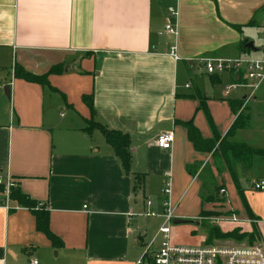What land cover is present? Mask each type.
I'll list each match as a JSON object with an SVG mask.
<instances>
[{
	"label": "crops",
	"instance_id": "crops-1",
	"mask_svg": "<svg viewBox=\"0 0 264 264\" xmlns=\"http://www.w3.org/2000/svg\"><path fill=\"white\" fill-rule=\"evenodd\" d=\"M169 7L177 10L176 35L165 29ZM263 23L264 0H0V176L48 211L49 228L62 241L53 247L31 211L2 189L0 264H27L38 253V264H132L146 225L160 223L134 214L147 197L159 210L166 181L174 214L193 187L201 193L215 184L228 193L213 154L194 149L183 123L211 138L207 111L225 136L235 118L229 101L240 102L245 91L226 94L233 76L207 74L201 62L237 58L249 40L261 52L248 55L264 58ZM15 64L35 75L56 72L46 83L29 82L14 77ZM243 112L247 127L228 141L263 152L231 156L233 174L223 161L241 202L218 212L255 220L245 230L255 226L264 243V207L249 198L264 192L248 187L264 177V90ZM89 121L129 135L128 172L99 129L84 130ZM164 131L174 133L168 151L155 145ZM193 163L194 175L187 170ZM193 213L175 216L199 217Z\"/></svg>",
	"mask_w": 264,
	"mask_h": 264
},
{
	"label": "built area",
	"instance_id": "built-area-1",
	"mask_svg": "<svg viewBox=\"0 0 264 264\" xmlns=\"http://www.w3.org/2000/svg\"><path fill=\"white\" fill-rule=\"evenodd\" d=\"M168 20L165 29L170 34H177V27L171 19L176 18L177 10L174 7L167 9ZM264 29V23L262 25ZM170 53L175 56V47H171ZM176 57V56H175ZM201 68L207 74L218 75L231 74L233 81L226 84V91L241 89L245 91L239 111H243L245 105L256 99L259 91L264 90V58L251 57L242 54L234 59L207 58L201 62ZM188 87V85H186ZM174 133L164 131L155 137V145L164 151L172 148ZM0 185L7 195L10 188L15 186L11 177L0 176ZM248 187L254 192H264V177H255L249 180ZM220 196L227 195L225 188L218 190ZM170 184L166 181L161 190L159 210L154 208L150 198L143 199V208L138 214H134L148 221L159 219L160 223L155 227L152 234L144 237L140 246L141 255L132 264H264V243L259 240L254 244L247 242H201L190 245L179 244L173 236L174 208L170 202ZM86 208V206H83ZM208 219L207 217H200ZM213 219H215L213 217ZM217 224L247 223L252 225L253 219H239L235 212H226L225 215L216 216ZM223 220V221H222ZM219 222V223H218ZM27 264H38L37 259L30 257Z\"/></svg>",
	"mask_w": 264,
	"mask_h": 264
},
{
	"label": "trees",
	"instance_id": "trees-1",
	"mask_svg": "<svg viewBox=\"0 0 264 264\" xmlns=\"http://www.w3.org/2000/svg\"><path fill=\"white\" fill-rule=\"evenodd\" d=\"M245 43L246 41H242L240 45V50L243 53L248 54L250 50L244 48ZM13 69H14L15 78H21L26 81L36 82V83H46L48 74L56 72L55 68H51L47 73L43 75H35L25 70L18 64H15ZM82 100L88 106L91 113L93 114L94 110L92 107V96L91 95L83 96ZM229 104L231 106L232 112L235 115V118L228 132L225 134L223 138H220L217 132L215 131L211 117L207 111L205 112V115L212 129L213 136L211 138H207V139L202 138L197 128L190 121L183 123V125L186 128L187 137L189 141L192 143L195 150L208 152L220 157L223 156L224 162L228 170L231 171V173L233 174L230 165L229 156L227 155L228 153H230V155L233 157H238L240 156V154H242V152L254 153V152H263V151H254L247 144L243 142H234V141L224 142V140L225 141L228 140V138L231 137L237 130L246 128L248 124V117L244 114L243 111H239L242 101L240 102L229 101ZM94 128L99 129L102 132L106 142L112 147L115 155L119 158L122 167L126 172H128L131 161V153L129 150L130 148L129 135L119 130L108 129L105 126L94 121H90L88 125L84 128V130L89 134L91 130ZM218 141H222L224 143L220 148L217 145ZM198 166L199 163H193L187 166V170L190 172V174L194 175ZM2 189L3 186L0 185V190ZM8 197L16 200L20 206L26 207L31 211V213L34 215L35 218L36 230L44 234V236L50 241L53 247L57 248L62 246V241L56 235H54L49 228L48 211H46L43 207L36 208L37 201L30 198L28 195L22 193L20 189L15 187L10 188ZM241 198H242V202L246 206L245 199L242 196ZM203 200L208 201L207 198L206 199L203 198ZM214 214H219V213L216 211H201L199 217H207ZM212 238L233 239L237 242H242L243 240H246L248 244H254L260 240V234L255 226H253L252 231L248 233L242 232L239 228H235L232 231L222 233L218 227L213 226L209 230V235L207 240L211 241Z\"/></svg>",
	"mask_w": 264,
	"mask_h": 264
},
{
	"label": "rangeland",
	"instance_id": "rangeland-1",
	"mask_svg": "<svg viewBox=\"0 0 264 264\" xmlns=\"http://www.w3.org/2000/svg\"><path fill=\"white\" fill-rule=\"evenodd\" d=\"M261 32H262L261 36L264 38V29H262ZM260 43H261V41H258L257 39L255 40L256 46H258ZM262 43H264V41H262ZM260 52L261 51H257V52L252 51V54H253V56H259ZM226 94H234V91H229ZM247 105L248 104L245 105L244 110H246ZM204 115H205V113H204ZM261 120H262V118H261ZM258 126H260V122L257 120L256 121V127H258ZM224 142H229V141L224 140ZM222 144H224L222 141L217 142V145L219 148L222 146ZM217 145H216V147H217ZM227 155L229 156V160H230L231 159L230 153H228ZM211 157H212L214 166L217 169L216 172H218V174L220 176L219 181L220 182L225 181L224 184L227 186L228 194L223 196V197L220 196L218 193V189L220 187H218V185L212 184L209 187L204 186V190L202 189L201 193L203 195V198L208 199V201H205V200H203L201 193L197 192L195 187H193L185 197L181 198L178 201V204H177L178 209L176 211V214L185 212L186 210H192V212H194L193 214H196L195 215V217H196V216L200 215L201 211H216V212H218V210L225 209L226 207L236 206V204H238V203L240 204V202H241L240 196H239L238 192L235 190L233 184L229 183V185H228L227 181L230 180V178H229L230 173L223 166L224 165L223 156L220 157V156L213 154V155H211ZM231 161H232V159H231ZM206 172L207 171L204 170L202 174L205 175ZM258 194L259 193H254L253 195H249L250 196L249 198H252L253 200H255V202L258 206L264 207V195H258ZM218 213L219 214L207 216L208 219L200 218V217H198V218L193 217V219H196L198 221L197 225H174V227H173L174 240L177 243L183 244V245L196 244L198 242H201L203 239L207 242L209 230L213 226L218 227L222 233L232 231L235 228H239L242 232H247V233L252 231V230H245L246 228H248V226H250V224H247V223H243L242 226H237V227H233V228H231V225H229L225 222H221V221H220V223L218 222L219 223V225H218L217 220H216V216L225 215L224 212H221V213L218 212ZM176 214H174V210H173V215L175 216ZM213 217L215 219H213ZM153 219H155V218H153ZM150 221H151V223H150V227L148 229L147 235L152 234L153 231L155 230L154 227L157 226L156 220H150ZM139 224H140V219H139L138 225ZM191 228H194L195 230L193 232H191L190 231ZM208 242H233V243H235L237 241H235L233 239L212 238L211 241H208ZM242 242H246V240H243ZM257 242H259V241H257ZM35 257L38 260H41V254L38 253L35 255ZM62 262L63 261L61 258L52 259L53 264H61Z\"/></svg>",
	"mask_w": 264,
	"mask_h": 264
},
{
	"label": "water",
	"instance_id": "water-1",
	"mask_svg": "<svg viewBox=\"0 0 264 264\" xmlns=\"http://www.w3.org/2000/svg\"><path fill=\"white\" fill-rule=\"evenodd\" d=\"M244 48L250 51H257L258 48L254 47L253 42L251 40L246 41L244 44ZM5 92L8 94V88H5ZM173 225H197L198 221L196 219H189V218H180L175 217L173 219Z\"/></svg>",
	"mask_w": 264,
	"mask_h": 264
}]
</instances>
